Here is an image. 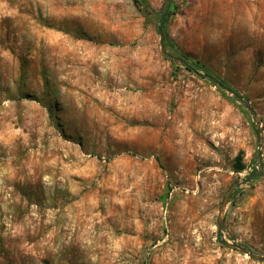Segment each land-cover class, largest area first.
Wrapping results in <instances>:
<instances>
[{
    "label": "rangeland",
    "instance_id": "1",
    "mask_svg": "<svg viewBox=\"0 0 264 264\" xmlns=\"http://www.w3.org/2000/svg\"><path fill=\"white\" fill-rule=\"evenodd\" d=\"M146 1L0 0V264H264V0Z\"/></svg>",
    "mask_w": 264,
    "mask_h": 264
},
{
    "label": "trees",
    "instance_id": "2",
    "mask_svg": "<svg viewBox=\"0 0 264 264\" xmlns=\"http://www.w3.org/2000/svg\"><path fill=\"white\" fill-rule=\"evenodd\" d=\"M134 2L143 3V4H145V6L149 7V5H148L146 0H134ZM173 4H174V2H171V4L168 6V1H167L165 3L163 11H165L166 9L173 8ZM160 25H161V28H162V31H163V34H164L163 44L164 45L169 44L171 47H173V45L171 44V42L168 40V38L165 35V19L164 18H162ZM173 58L175 60H178L180 63H182L188 70H191V71H194V72H196L197 70H204L205 71L204 65L199 60L194 59V58L186 55L182 51H177V53H175ZM206 73H208V72H206ZM208 74H210V73H208ZM214 77L216 78V81H212V82H213V84L217 85V87L219 89H222L223 91L227 90L231 94H234L235 96L239 97V94L237 93V91L235 89H233L225 80L220 79L219 77H216V76H214ZM233 164H234L233 168H234L235 171L243 170L246 167L245 164L242 161V158H241L240 154L235 156ZM260 174H261L260 170H258L257 168L253 167L251 169V171L248 173V175L246 176V180L254 181V180H256L259 177Z\"/></svg>",
    "mask_w": 264,
    "mask_h": 264
},
{
    "label": "water",
    "instance_id": "3",
    "mask_svg": "<svg viewBox=\"0 0 264 264\" xmlns=\"http://www.w3.org/2000/svg\"><path fill=\"white\" fill-rule=\"evenodd\" d=\"M172 0H169L168 1V6L171 4ZM161 20V19H160ZM160 20H159V24L157 26V30H158V33H159V38H160V47H161V51L164 53V54H167L166 51L164 50V44H163V38H164V34H163V31H162V28H161V25H160ZM206 77H208L209 79H211L212 81H216V78L211 75V74H208V73H205L204 74ZM239 98L241 99V101L244 103V105L246 106V109L251 113L252 117H253V121L254 123L256 124L257 127H260V123H259V120L257 119L256 117V113H255V110L254 108L248 103L246 102L240 95H239ZM263 139H262V135L260 136V143H262ZM238 180H235L233 181V183L228 187V189L226 190V193L225 195L223 196L222 200H221V203L218 207V213H217V227H218V230H220V226H221V215H222V212H223V209L226 205V203L228 202V199H229V196L232 192V190L238 185ZM226 244L234 249H237L239 251H242L243 253H246L248 254L250 257L254 258V259H257L259 261H262L264 262V256L263 255H259V254H256L252 251H250L248 248L242 246V245H239V244H235V243H228L226 242Z\"/></svg>",
    "mask_w": 264,
    "mask_h": 264
}]
</instances>
